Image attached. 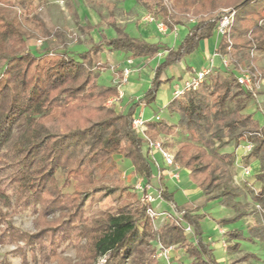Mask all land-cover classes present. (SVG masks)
Wrapping results in <instances>:
<instances>
[{"label":"trees","instance_id":"1","mask_svg":"<svg viewBox=\"0 0 264 264\" xmlns=\"http://www.w3.org/2000/svg\"><path fill=\"white\" fill-rule=\"evenodd\" d=\"M136 1L170 30L183 23L180 14L199 16L200 20L176 49H170L163 43H149L131 36L111 15L108 23L117 35L93 42L76 59L66 54L52 56L48 51L6 54L4 43L17 31L12 22L0 17V58L5 60L0 75V200L8 208H31L41 219L39 230L28 233L14 228L0 212V242H16L18 245L11 253L23 261H27L31 252L41 264L55 261L97 264L100 259L102 264H159L156 247L151 242L155 235L146 205L122 181L108 188L117 201L113 211L80 223L78 217L89 195L101 189L105 177L115 172V154L129 159L134 173L151 182L153 164L144 150L143 139L132 127L136 109L140 104L155 102L167 67L180 63L197 49L202 39L213 35L218 19L214 13L221 8L235 10L229 34L221 37L217 47V53L229 56L233 69L214 72L198 89L173 98L167 109L179 116L177 122L162 118L147 125L151 136H172L179 129L185 131L187 138L178 142L175 161L189 171L206 201H226L237 195L232 173L236 156L222 149L229 140L236 145L253 132L250 138L254 148L249 155L261 162L256 179L262 186L254 197L264 203V128L251 113L243 111L245 105L237 103L228 111V104L240 97L255 100L237 77L240 69L254 60L253 49L264 53V26L259 24L264 18V0ZM105 48L127 52L132 58L150 59L161 50L167 51L164 61L154 70L150 87L127 111L116 112L104 105L109 97L119 95L118 85L98 82V55ZM51 119L61 124L62 129L52 131L48 125ZM216 141L219 144L214 147ZM165 145L168 147L166 142ZM59 170L65 172L63 186L76 181L73 194L65 193L59 185ZM162 195L184 212V219L194 229L195 240L190 241L184 229L170 218V223L160 229V243L183 245L192 257L190 264H220L213 257L211 243L203 238L200 221L205 215L198 213V207L177 206L173 193L165 189ZM58 212L59 216H55ZM239 218L241 214L237 213L222 217L217 223L226 225ZM224 235L227 241H234L228 245L233 251L241 249L238 240H252L238 229ZM66 242L75 248L78 262L63 258L61 247ZM249 258L257 256L246 251L239 260ZM0 264L10 262L4 259Z\"/></svg>","mask_w":264,"mask_h":264},{"label":"rangeland","instance_id":"2","mask_svg":"<svg viewBox=\"0 0 264 264\" xmlns=\"http://www.w3.org/2000/svg\"><path fill=\"white\" fill-rule=\"evenodd\" d=\"M138 5L136 0H0V17L8 22H12L17 31V35L10 36L6 40L3 50L6 54L13 55H21L28 52L42 54L48 51L52 56L66 54L69 57L79 59L80 53L87 51L94 43L100 42L106 36L108 38L112 31L114 33L115 30L113 27H111L110 30L106 29L107 26H110L108 22L111 15H114L115 19L122 25L121 22L132 20L136 14H139L138 16L140 17ZM233 10L234 9L231 7L221 8L214 14L218 17L223 13ZM146 13H148L147 10ZM180 18L183 21L182 24L192 20L196 22L200 20L199 16L188 13L180 14ZM203 18H207V15H204ZM190 24L191 23L186 24V28L191 27ZM259 24L264 26V18L260 20ZM166 26L168 27V25ZM127 27V31L130 35L135 36L137 33L136 22H128ZM96 29L100 32V36L98 37L94 35V30ZM173 31L174 33H172ZM177 32L176 29H169L168 34L175 35ZM250 37L251 35L249 34L248 38ZM180 43L181 40L176 48ZM106 50L105 48L98 55V69L100 70L98 82L106 86L118 85L119 91L123 92V90L120 89L125 83L122 79L123 68L130 67L131 69H135L139 68L141 64H126L129 54L127 52L117 51L114 55H110V51L107 53ZM103 52L105 53L104 55H102ZM158 55L152 58L151 62L148 64H143L142 69H144V77H149L150 74L154 72L157 65L164 61V58H159ZM252 57H254V60L245 64L241 69L252 71L260 80L259 86L255 90V100L249 101L240 97L238 101L228 104V111H232L237 103L245 105L243 111L245 113H251L259 122L260 126L264 128V53L253 49ZM4 69L5 60L0 58V75L3 73ZM231 69H233L232 64H230L229 70ZM163 73L170 79L168 81L164 80L163 83L169 84L170 81H172V87H174L177 80V78H174L176 77L175 75H177L176 65H170ZM138 76L139 73H133L132 71L130 79L137 80ZM223 77H226V75H223ZM180 85L181 87L183 86V84ZM173 91L172 89L170 90L171 99ZM114 97L115 96L109 97L104 105L108 108L113 107L116 112H121L122 99L118 103H110V100ZM142 108L147 111H153L157 107L155 106V102H153L145 107H141V109ZM136 113H139V110H137ZM162 115L165 119H169L170 122H177L179 119L178 115L171 117L167 108L164 109ZM48 125L54 132H58L62 129L61 124H58L52 119L48 121ZM253 134V132L247 133V138L251 140L250 135L252 136ZM247 135L243 136V138L245 139ZM152 137L166 142L173 154H175L178 142L187 138L183 129L177 130L172 136L158 134ZM226 139L227 138H225V140ZM244 139H241L236 145L235 141L231 139L222 149V151L234 152L236 156L235 164L232 166L233 184L237 187L236 196L226 198V201H221L220 199L206 201L205 196L201 192H198L200 187L192 181L189 171L184 167H181L179 171L180 183H176L169 176H166L164 179L165 186L167 187L166 190H168L169 193H173V198L177 206L189 209L198 207V213L205 215L200 221L203 238L205 240V238L213 236L214 240H216V242L211 245V248L213 249V257L220 264H264V203L257 201L254 197L262 188L261 181L256 179V175L261 172V162L257 157L250 156L249 153L245 154V149L242 146ZM218 144L219 141H216L214 147ZM156 158L159 163H164L161 155L157 154ZM114 159L117 162L115 172H111L105 177L100 184V186H102L100 187L101 189L93 191L89 195L81 208L78 217L79 223L82 222V220H90L96 216L114 210L117 201L115 194L108 193L109 187L122 181L124 185L130 186L133 190L137 179L136 176L142 177L134 173L132 162L129 159H122L121 155L118 154L114 155ZM156 176V168L153 164V175L151 179L152 189L149 192L155 196L158 195L157 190L161 187ZM57 178L59 185L62 186L65 193H74L75 180H72L69 185L63 186L65 179L64 170L58 171ZM97 178H101L100 174ZM165 186L162 188L165 189ZM159 202L160 201L157 200L153 203V206L157 208ZM3 203L4 202L0 200V212L4 214L2 217L3 219L6 218L9 220L14 228L28 233H35L39 230L41 219L38 212L31 208H8ZM163 203V206L157 209H166V211L173 213V209L166 199H164ZM38 208H40V206H38ZM237 213L241 214V218L226 225L217 223L218 219L222 217H232ZM59 214L58 212L55 216H59ZM48 218L52 219V217ZM168 223H170V218L168 216H163L159 217L152 227L155 237L151 242L152 245L156 247V250L157 245L155 241H160V229ZM218 225L224 229L222 232V245ZM235 229L240 230L245 237L252 238V240H238L241 243L240 251L230 250L228 245L233 244L234 241H227L224 235L226 231ZM186 236L190 241L195 240L193 234H187ZM19 244H23V242H19ZM17 245L16 242L1 241L0 261L7 259L10 264H41L31 252L28 253L27 261H23L20 256L13 255L11 252ZM169 246L173 247L168 255V259L160 257L157 251L159 264H185L184 260L176 259L182 257L181 251L185 250L184 246L181 244ZM178 249L181 251L178 252ZM246 251L256 254L257 258H249L246 261L239 260ZM61 252L64 259L68 261L71 260L72 263L79 261L75 248L71 245H67V242L62 245ZM102 263L103 259H100L97 264ZM50 264L59 263L55 261Z\"/></svg>","mask_w":264,"mask_h":264},{"label":"crops","instance_id":"3","mask_svg":"<svg viewBox=\"0 0 264 264\" xmlns=\"http://www.w3.org/2000/svg\"><path fill=\"white\" fill-rule=\"evenodd\" d=\"M138 7H139L141 18L138 16L139 14H136V16H134L132 20L130 19V20L125 21V22H121V21L120 22L122 23V26L125 28V31L127 33H129L127 31L128 30L127 23L131 22V21L136 22L137 33L134 37L143 39L149 43H163L164 45H166L170 49H172V48L176 49V46L179 44L180 40L182 41L183 38L188 33L189 29L192 26H194V24H196V21H194V20L189 21V22H185L184 24H180V25L175 26L174 29H176L178 31L175 35L168 34L169 29H167V31L164 33L161 30H159L158 26H157V24L159 22H162V21L159 19H155L152 15H150L149 13H146V9L142 5L139 4ZM154 23L156 24V26ZM189 23H191L190 24L191 27L186 28V24H189ZM156 27H157V29H156ZM110 28H111V26L106 27L107 30H110ZM99 33L100 32L98 29L94 30V35L96 37L100 36ZM172 33H174V31ZM116 35H117L116 32L114 31V33H113V31H112L111 35L108 38L115 37ZM220 39H221V37L218 36L217 33L214 31L213 35L210 38L202 39L199 42V46L191 55L187 56L180 63L174 64V65H176V70H177V73H176L177 75H175L176 77H174V78H177L176 83L174 84V87H172V85H173L172 81H170L169 84L163 83L161 85L159 91L157 92V96H156V100H155V106L157 107L156 108L157 110L154 109L153 111L152 110L147 111L143 108L141 109V107H145V106H147V104H140L136 109V111L139 110V113L135 112V116L142 115L143 118L146 119L148 122L149 121H158V120L164 118L162 115L163 111L165 108H167L168 103L174 98V96L172 95V99H171L170 90L171 89L174 90L175 86L177 84H182L181 82H184L185 80L189 79L196 71L207 68L211 64H213L214 72H219V71L226 69L222 65L221 58L217 53V47H218V43H219ZM106 49H107L106 50L107 53H108V51H110L109 52L110 55H114L115 53H117V51H113V50H110L108 48H106ZM166 53H167L166 50H161V54L159 53L158 57L164 58ZM104 54L105 53L103 52L102 55H104ZM149 62H151L150 58H145V57L132 58L131 55L128 54L126 64H128V65L141 64V65H139V68H135V69L133 68L132 69L133 73H139L138 79L137 80H131L130 79V75L132 74V72H131L127 78V81L120 88L123 90V94H124L123 98H122V106H121V109L123 111H127L128 108L135 101H137L139 98H141L144 95V93L146 92V90L150 87L151 79L153 77L154 72H152L149 77H144L143 76V70L144 69H142L143 64H148ZM161 78H162V80H165V81L170 80L165 73H163ZM175 115H177V114H170L171 117L175 116ZM157 116L159 117V119L157 118ZM157 154H159V153H157ZM154 166L156 168V173H157L156 179H157L158 183L160 184V186L164 188L165 177L169 176L171 179H173L170 176V174L168 173L169 168L167 169L164 163L163 164L159 163V165L154 164ZM179 171H180V169H179ZM179 175H180V173H179ZM136 178H138V177L136 176ZM173 180L176 183H180V178L178 180H175V179H173ZM166 189H167V187L165 186V190ZM198 192L202 193L201 188L198 189ZM167 202L169 203L170 201H167ZM163 204H164L163 202H159L157 204V207L160 208L163 206ZM161 210H166V209H161ZM218 230H219V234L221 235L220 241H221V245H222V232L224 231V229L219 227V225H218ZM205 241L210 242L211 245H213L216 242V240H214L213 236H209V237L205 238ZM179 251H181V250L178 249V252ZM181 253H182L181 254L182 257L176 258V259L177 260H180V259L184 260L185 264H190V262L192 261V257H189V255L185 252V250L181 251ZM172 254H173V252H172ZM175 256H177V255H175Z\"/></svg>","mask_w":264,"mask_h":264},{"label":"built area","instance_id":"4","mask_svg":"<svg viewBox=\"0 0 264 264\" xmlns=\"http://www.w3.org/2000/svg\"><path fill=\"white\" fill-rule=\"evenodd\" d=\"M235 17V11L223 13L220 16H218L215 32L218 36L223 37L229 34L231 25L234 21ZM193 21V20H192ZM195 21V20H194ZM158 29L162 32H166L167 29H169L163 22H159L157 24ZM218 55L221 58L222 65L226 68H230V61L228 55H221L218 53ZM132 72V69L130 67L123 68L122 72V79L124 82L127 81V78L129 74ZM214 73V67L213 64H211L209 67L201 69L196 71L189 79L182 82L183 86L181 87L180 84H177L175 86V89L173 91L174 98H180L186 93L198 89L201 84L206 80L208 76ZM238 83L246 90L251 91L255 95V90L259 86V78L256 74H254L250 70L241 69L238 73L237 77ZM123 92L119 91V95L115 96L110 100V103H118L123 98ZM159 119V117L157 116ZM148 121L143 118L142 115L134 116L132 120V127L137 132V134L143 139L144 141V150L147 153L149 159L151 160L152 164L159 165V162L157 161L156 154L159 153L161 157L164 160V164L166 168H169V174L170 176L178 180L180 178L179 175V169L181 166L175 161L174 154L172 151L165 145V142L158 138H153L149 134V129L147 125ZM243 140L242 146L245 149V154H248L252 151L254 148V142L249 140L247 138ZM247 172V171H246ZM134 191L138 193L140 200L143 202V204L146 205V212L148 217L150 218L152 222V226L155 224L156 220L159 217L168 216L169 218H173L175 223L179 226H181L184 229V232L186 234H193V228L192 226L186 222V220L183 217V211H179L175 204L169 202L168 204L172 207L173 213H170L166 210H159L153 206V203H155L157 200L160 202L164 201L163 197V188L160 187L158 191V195L155 196L149 191L152 189L151 182L146 181V179L142 177H138L134 187ZM155 244L157 245V251L158 255L160 257H165L168 259V255L172 250L173 246H164L160 243V241H155Z\"/></svg>","mask_w":264,"mask_h":264}]
</instances>
